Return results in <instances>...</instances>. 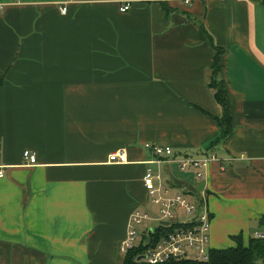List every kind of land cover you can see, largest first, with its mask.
<instances>
[{"label": "crops", "instance_id": "1", "mask_svg": "<svg viewBox=\"0 0 264 264\" xmlns=\"http://www.w3.org/2000/svg\"><path fill=\"white\" fill-rule=\"evenodd\" d=\"M65 1L0 0V264H124L153 203L147 143L215 154L201 179L159 167L170 192L208 194L210 249L264 233V0Z\"/></svg>", "mask_w": 264, "mask_h": 264}, {"label": "built area", "instance_id": "2", "mask_svg": "<svg viewBox=\"0 0 264 264\" xmlns=\"http://www.w3.org/2000/svg\"><path fill=\"white\" fill-rule=\"evenodd\" d=\"M70 1L76 0L65 1L62 13L67 12L66 4ZM131 4L132 0L123 2L120 7L121 11L129 10ZM145 147L156 156L150 163H156L158 169L147 168L144 184L152 202L160 206L161 214L154 218L148 212L135 210L129 221L127 238L122 243V252L127 253L129 249L139 246L143 241L139 243L138 238L142 235L144 236L143 243L147 246L142 257L150 264H165L179 259L208 260L211 250L209 239L211 210H209L208 199L205 196L206 191L197 192L193 195L195 197L170 192L174 187L165 181L163 170L159 167L176 162L181 170L192 172L196 179H201L211 160L216 158L215 154L194 157L177 153L171 145L159 143H147ZM24 155L30 165L37 163L34 153L28 150L24 152ZM109 161L125 163L128 161L127 153L124 150L113 152L110 154ZM5 175L4 168L0 167V177ZM179 210L185 211L187 217L184 222L175 223L176 212ZM146 220H156L159 227L142 231ZM146 233H149V236H146ZM255 237L264 238V233L257 232Z\"/></svg>", "mask_w": 264, "mask_h": 264}, {"label": "trees", "instance_id": "3", "mask_svg": "<svg viewBox=\"0 0 264 264\" xmlns=\"http://www.w3.org/2000/svg\"><path fill=\"white\" fill-rule=\"evenodd\" d=\"M214 47L216 57L212 65L213 74L209 82L214 89V96L223 110L222 115L216 117L221 127V133L216 139L220 140L231 134L233 124L226 82L219 78L220 67L218 63L221 49L217 46ZM261 223L264 226V218H262ZM233 238L236 240L237 245L228 248L211 249L208 260L179 259L171 260L165 264H264V238L251 237L247 244L242 235L234 236ZM146 249L147 246L143 242L139 246L129 249L124 255V264H150L142 258Z\"/></svg>", "mask_w": 264, "mask_h": 264}, {"label": "rangeland", "instance_id": "4", "mask_svg": "<svg viewBox=\"0 0 264 264\" xmlns=\"http://www.w3.org/2000/svg\"><path fill=\"white\" fill-rule=\"evenodd\" d=\"M206 196H207V199L209 198L208 194L206 193ZM160 210V206H157V205H154L153 203L147 208V212H149V214L152 216V217H157V216H160L161 212H159ZM179 213V214H178ZM176 220H175V223H182L186 220V212L183 211V210H179V212H176ZM144 226H147L148 228H157L159 227L158 226V222L155 220V221H148L146 220L143 224ZM144 228V227H143ZM146 236H149V233H146ZM138 241L139 243H141L142 241L144 242V236H140L138 238ZM235 245H236V242H235ZM230 246V245H228ZM228 246H225V247H228ZM124 253V252H123ZM126 253H124L125 255Z\"/></svg>", "mask_w": 264, "mask_h": 264}, {"label": "water", "instance_id": "5", "mask_svg": "<svg viewBox=\"0 0 264 264\" xmlns=\"http://www.w3.org/2000/svg\"><path fill=\"white\" fill-rule=\"evenodd\" d=\"M165 223V222H164ZM165 224H168V223H165ZM143 258V257H142ZM142 258H140V259H142Z\"/></svg>", "mask_w": 264, "mask_h": 264}]
</instances>
